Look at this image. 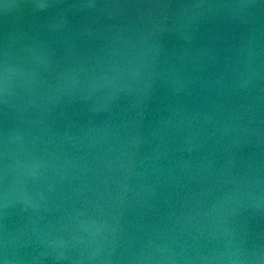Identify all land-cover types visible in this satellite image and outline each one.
Masks as SVG:
<instances>
[{"label": "water", "instance_id": "obj_1", "mask_svg": "<svg viewBox=\"0 0 264 264\" xmlns=\"http://www.w3.org/2000/svg\"><path fill=\"white\" fill-rule=\"evenodd\" d=\"M0 264H264V0H0Z\"/></svg>", "mask_w": 264, "mask_h": 264}]
</instances>
